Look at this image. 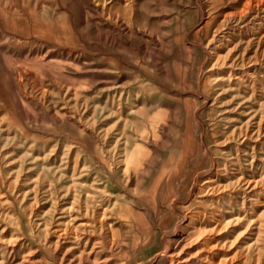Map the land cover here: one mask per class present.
Masks as SVG:
<instances>
[{
    "label": "rangeland",
    "instance_id": "obj_1",
    "mask_svg": "<svg viewBox=\"0 0 264 264\" xmlns=\"http://www.w3.org/2000/svg\"><path fill=\"white\" fill-rule=\"evenodd\" d=\"M262 9L0 0V264H264Z\"/></svg>",
    "mask_w": 264,
    "mask_h": 264
},
{
    "label": "bare ground",
    "instance_id": "obj_2",
    "mask_svg": "<svg viewBox=\"0 0 264 264\" xmlns=\"http://www.w3.org/2000/svg\"><path fill=\"white\" fill-rule=\"evenodd\" d=\"M131 4H132V3H131ZM131 4H130V5H131ZM256 6H257V5H256ZM256 8H257V7H256ZM261 8H262V7H261ZM261 8H260V9H261ZM257 10H258V9H257ZM262 10H263V9H262ZM259 11H260V10H258V12H259ZM263 11H264V10H263ZM256 12H257V11H256ZM261 12H262V11H261ZM260 14H261V13H260ZM243 17H244V16H243ZM261 18H262V17H261ZM214 38H216L215 35L213 36V39H214Z\"/></svg>",
    "mask_w": 264,
    "mask_h": 264
}]
</instances>
